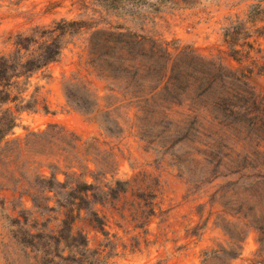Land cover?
Segmentation results:
<instances>
[{
    "label": "rangeland",
    "instance_id": "1",
    "mask_svg": "<svg viewBox=\"0 0 264 264\" xmlns=\"http://www.w3.org/2000/svg\"><path fill=\"white\" fill-rule=\"evenodd\" d=\"M147 2L0 0V56L60 21L78 24L17 90L34 109L0 141V264H40L27 234L71 223L108 264H264V0ZM103 31L188 55L171 67L178 91L165 115L138 124L120 90L156 83L133 79L148 67L139 55L129 75L109 73L105 44L121 39H90ZM116 181L125 193L60 209L73 203L60 184L107 192Z\"/></svg>",
    "mask_w": 264,
    "mask_h": 264
},
{
    "label": "trees",
    "instance_id": "2",
    "mask_svg": "<svg viewBox=\"0 0 264 264\" xmlns=\"http://www.w3.org/2000/svg\"><path fill=\"white\" fill-rule=\"evenodd\" d=\"M94 2L109 11L120 10L126 6L137 7L143 4L150 7L155 6L148 3L147 0H94ZM76 26H78L77 23L60 21L53 28L38 31L42 38L41 43L36 42L35 38L30 39L27 43H25L26 41L16 42L17 50L14 53L8 56H0V141L16 127L21 113L31 112L34 109L33 99H27L24 91L17 92V90H22L24 82L28 83L31 75L36 74L59 58L62 51L59 38L74 33L72 29ZM99 35L108 38L119 36V39H121L118 43L106 42L105 44L107 46L106 57L111 59L114 54V57H112L115 60L114 64L110 62L111 64L109 63L106 66L108 72L112 73L113 76L116 75L115 73L123 76L129 75L130 67L127 64L138 61V58H133L134 55H139L141 60L144 61V65L145 63L148 64L147 69L143 71L135 68L132 73L133 79L137 82L154 81L156 85L150 87L139 86L138 88L128 86L120 90L123 96L130 100L128 102L129 108L136 109L134 117L136 121H139L138 124L146 119L154 120L161 115H165L161 110H166L163 104L170 101V99H174L175 92L178 91L176 90L178 86L175 84L177 80L171 72L173 71L171 67L179 66L188 57L185 51L178 52L174 57H171L166 49L160 48L154 41H140L139 37L124 36L107 31L93 33L90 39L93 40L95 36ZM47 36H50L49 40L44 39ZM32 46L35 47L33 51ZM23 53H29L30 56L24 58ZM170 62L174 64H170ZM188 67L189 64H187ZM193 79L197 80L198 78ZM202 80L204 78L200 79V81ZM21 81L23 83H20ZM188 89L185 88L186 91ZM207 89H203L199 94L206 96L209 93ZM14 91H16V94H13ZM111 92L119 93L117 90ZM60 185L64 194L70 198L69 201L73 202L70 203L68 208L60 205V209L69 211L72 208L71 213H73L76 205L75 200L86 201L89 193L94 199L107 193L116 195L120 193L116 189L117 186H123L121 193L126 192V183L120 181H116L114 187L108 185L106 187L107 192L103 190L95 192L96 187L87 182H83L78 188H73L67 184ZM47 191L51 192L49 188H47ZM72 192H75L78 198L74 197L71 194ZM72 227L73 223L69 224L67 231L58 232L57 234L51 231L37 232L36 234L29 232L27 234L32 239V245L35 244L32 247L33 251L37 253L35 256L38 262L40 264H108L107 258L102 256L99 249L90 248L86 235L82 232L74 233ZM101 231L105 233L104 230ZM106 239L108 243H111L108 238Z\"/></svg>",
    "mask_w": 264,
    "mask_h": 264
}]
</instances>
